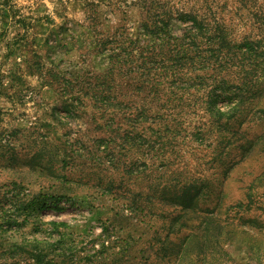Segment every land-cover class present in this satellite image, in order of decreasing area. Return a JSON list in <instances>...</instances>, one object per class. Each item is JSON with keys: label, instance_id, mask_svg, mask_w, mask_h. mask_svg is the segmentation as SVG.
Instances as JSON below:
<instances>
[{"label": "rangeland", "instance_id": "1", "mask_svg": "<svg viewBox=\"0 0 264 264\" xmlns=\"http://www.w3.org/2000/svg\"><path fill=\"white\" fill-rule=\"evenodd\" d=\"M182 1L0 0V264H264V81L221 121L211 70L183 102L132 82L116 91L131 112L95 99L91 30L136 34L145 3Z\"/></svg>", "mask_w": 264, "mask_h": 264}, {"label": "trees", "instance_id": "2", "mask_svg": "<svg viewBox=\"0 0 264 264\" xmlns=\"http://www.w3.org/2000/svg\"><path fill=\"white\" fill-rule=\"evenodd\" d=\"M230 2L232 21L239 19L248 29L240 37L234 36L231 24L223 16ZM182 4L178 8L145 3L136 34L123 29L104 36L97 29L91 30L90 45L97 52L108 54L105 77L94 86L99 91H94L96 100L106 107L115 102L118 109L126 107L131 112L132 106L126 100L121 102L116 91L132 82L134 94L146 93L145 98L154 102L166 96L162 93L167 86L178 90L174 96L183 102L192 89L198 90L195 82L202 81L193 75L211 70L213 74L207 78L211 79L210 104L216 105L223 98L232 106L230 114L210 109L212 117L221 121L235 116L247 90L264 81V0H225L223 6L219 0H183ZM226 69L230 75H226ZM233 74L238 95L229 94L227 89ZM116 76L123 84H117ZM135 110L138 118L152 122L162 118L165 109L155 110L142 104Z\"/></svg>", "mask_w": 264, "mask_h": 264}]
</instances>
